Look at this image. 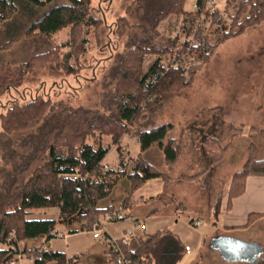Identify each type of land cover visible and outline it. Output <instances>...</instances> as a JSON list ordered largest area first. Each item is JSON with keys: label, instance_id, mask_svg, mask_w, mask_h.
I'll return each instance as SVG.
<instances>
[{"label": "trees", "instance_id": "trees-1", "mask_svg": "<svg viewBox=\"0 0 264 264\" xmlns=\"http://www.w3.org/2000/svg\"><path fill=\"white\" fill-rule=\"evenodd\" d=\"M93 1L64 0L53 5V0H0V32L2 28L9 30L15 23L20 25L23 19L20 29L0 45V50L12 48L22 37L43 39L51 44L46 51L17 66H0V96L18 91L27 73L38 67L47 66L56 73L79 78L87 67L90 28L98 43L105 33L109 53L107 58L99 59L102 63L93 67L104 68L106 61L110 62L95 108L52 101L49 95L27 98L19 92L21 99L8 100L0 111V245L5 246L0 248V264H6L19 250V243L54 237L57 221L80 222L90 228L99 216L130 208L132 193L147 180L168 181V174L148 163L142 154L157 147L171 170L181 155L180 138L171 136L173 125L164 123L133 133L134 125L172 93L188 87L221 44L259 27L264 21V0H226L223 12L213 5L206 6V0H196L197 7L192 11L184 9V0H127L123 11L108 25L100 4L93 5ZM95 7L101 13L99 17L92 14ZM41 9L44 12L40 13ZM172 15L188 19L207 17L215 41L211 42L208 33L197 27L192 38L180 46L175 42L162 44L160 25ZM64 28H68L66 40L53 44L50 35ZM116 42L120 46L118 50H115ZM186 54L195 56L199 63L186 71L173 66L174 60ZM148 55L156 56L157 61L144 74L142 64ZM166 56L174 60L164 66L161 61ZM96 134L109 136L114 145L119 144L124 134L136 137L139 153L131 161L130 172L102 164L109 147L94 148L86 142ZM248 152L241 170L233 175L229 198L242 193L246 177L264 176V159L256 158L253 143L248 145ZM73 174H78V179H72ZM119 174L127 176L130 192L120 203L100 208L98 203L110 195ZM199 175L184 178L190 180ZM50 207L59 209L58 220L26 218L30 209ZM217 214L218 202L214 205V215ZM125 217L122 213L120 219ZM11 230L14 237L8 240ZM117 242L129 264H177L184 255V246L171 231L129 235ZM21 250L34 257V264L74 261L56 251H39L24 245ZM111 258L114 261V255Z\"/></svg>", "mask_w": 264, "mask_h": 264}, {"label": "rangeland", "instance_id": "rangeland-1", "mask_svg": "<svg viewBox=\"0 0 264 264\" xmlns=\"http://www.w3.org/2000/svg\"><path fill=\"white\" fill-rule=\"evenodd\" d=\"M127 2V0H94L93 5L100 4L105 22L112 25ZM194 2L195 0H184V9L186 11L193 10ZM60 3H64V0H53L52 2L53 5ZM213 6L221 12L226 9L224 0L215 2ZM44 10L41 9L40 13ZM92 14L96 17L101 15L96 7L92 10ZM23 18L25 19V17ZM22 23L23 19L20 25L15 23L9 30L1 29L0 45L17 32ZM197 27L208 33L211 42L215 41L213 27H210L209 19L203 15L194 19L183 18L179 15L170 16L161 26L159 41L162 44L175 42L177 46H180L183 41L192 38ZM67 30L68 28H64L52 33L50 37L53 44L63 43L66 40ZM87 38V55L85 56L87 67L81 72L79 78L56 73L47 66L35 68L27 73L24 83L18 88V91H12L11 95L0 96V111L4 110L5 105L9 103L8 100L16 98L20 100L19 92L27 98L37 94L39 97L49 95L52 101H64L74 107L79 105L89 108L97 107L101 97L103 76L110 62L106 61L104 68L95 69L93 66L101 62L99 59L109 56L108 50H106L107 38L103 33L102 39L98 43L93 28L89 29ZM50 46L51 44L46 43L43 39L22 37L16 41L12 48L0 50V66H17L32 55L46 51ZM115 46V50L120 49L117 42ZM170 60H174V58L170 59L166 56L161 63L167 66ZM156 61V56H146L142 64L143 73H147ZM73 62L72 59L71 63L73 64ZM198 63L195 56L186 54L181 59L174 60L173 66L186 71L189 66ZM162 123L173 125L171 136L180 138L181 145L182 135L188 134L190 130L195 138L193 140L196 148L193 155H190V159H196L203 168L208 167L207 173L205 172L206 174L201 178L203 181L201 187L194 183L184 187L177 181L168 185V189L183 191L180 199L184 204V209L181 210L183 215H186V217L183 216L184 219L192 218V221L200 222L198 228H189L193 233H197L201 227L211 224L212 220L221 224V212L217 214L219 219L213 213L217 190L225 191L230 175L241 170L242 161L240 163V158L249 154L248 145L250 143L255 146L256 158L264 159V21L259 27L250 28L242 35L221 44L211 58L196 72L188 87L175 91L153 107L145 119L134 125L132 132L149 129ZM178 133L180 137H177ZM86 142L94 148L112 144L110 137L99 134L88 137ZM202 142L206 143L205 145L203 143L206 150H200ZM224 147L229 149L227 156H224L226 153ZM129 149L134 150V146L131 145ZM61 152L64 154L65 150L62 149ZM209 154L210 156H208ZM218 156L226 158L225 163L212 164V159ZM117 159V152L114 149L106 155V161L110 164H114ZM185 160H189V157L183 159V162ZM149 161L160 169V158L154 157ZM184 164L183 167L177 169V172L185 169L186 165ZM34 211L35 215L29 216V218L58 220L56 207L35 209ZM129 211V209H125L122 213L128 215ZM73 227L80 228L79 232L69 233ZM55 230L58 233H63L65 237L59 238L56 234V237L51 241V248L62 251L66 255H84L95 246V240L92 239L89 228L84 227L83 223L65 224L57 221ZM187 234L190 233L187 231ZM249 235L256 237L255 241L259 243L264 253V217L248 228L239 227L226 235L219 236V238L228 237L243 241V239H249ZM216 240L218 238H212L209 241V246L216 244ZM23 245L28 247L25 243H19V248L21 249ZM194 254L191 248V255L184 254L177 264H190L191 261L193 264H220L212 260L205 252H202L201 257L197 255L196 258H194ZM23 264L28 263L23 261ZM233 264H264V258L255 263L236 262Z\"/></svg>", "mask_w": 264, "mask_h": 264}, {"label": "crops", "instance_id": "crops-1", "mask_svg": "<svg viewBox=\"0 0 264 264\" xmlns=\"http://www.w3.org/2000/svg\"><path fill=\"white\" fill-rule=\"evenodd\" d=\"M217 1L220 0H216V2ZM224 1L226 2V0ZM194 4L192 5L193 10H194ZM164 22L161 23L159 28L160 30ZM177 137H180V134L177 135ZM193 137L194 136L192 132H190V130L188 134L186 133L182 135L181 137L182 152L178 161L171 170L167 169L166 164L164 162L162 151L157 147L150 148L142 154L144 159L151 165L153 164L149 160H151L154 157L160 158L161 160L160 169H158L155 165L153 166L156 169H158L160 172L167 173L169 176V180L164 181L161 178H152L147 180L144 183L145 185L143 187L141 186L132 193V204L130 208H128L130 210L128 215H125L126 217L124 219H121L114 223L107 224L104 231L102 232L103 234L102 236L94 238L92 236V232L89 230L92 239L95 240V246L89 253L84 255L71 256V255H66V253L62 251L52 249L51 241L53 238L56 237V234L62 235V237L59 238L65 237L63 233L61 232L58 233L56 230L54 231L55 233L54 237H52L49 240H44L43 238L40 237L25 241V244L28 246L27 248L37 249L39 251L51 250V251L63 253L67 258H73L74 261L71 264H115L110 254V246H109L110 240L117 241L119 239L126 238L129 235L136 236L142 234H152L158 231H171L172 234H174L179 238L183 246L184 245L191 246V248L195 253L194 258H196L197 255L201 257L202 252H205V254H207L212 258V260L220 264L247 262V261H237L232 259L230 256L226 254H222L219 251V249H217L214 245L210 247L209 241L212 238H218L216 242H219L223 238V237L219 238V236L226 235L231 230H236L239 227L248 228L252 224H255L256 221H258L260 218L264 217V176L251 175L246 177V179L244 180V188L242 193L236 197L229 198L228 190L232 183L233 175L239 171L232 173V175H230L228 179L229 184L226 190L222 191L218 189L215 196L216 199L215 203L218 202V213L221 212V217H220L221 224L216 220H212L211 224L201 227L197 233L196 232L193 233L192 230L190 229L192 228L191 222L193 219L192 218L184 219L183 217V216L186 217V215H183L184 213L182 211L184 209V204L180 199V196L183 194V191L179 189L176 190L168 189V185L173 184L174 181H177L180 185L184 187L189 186L192 183H194L195 185L198 184V186L200 187L202 186L203 181L201 180V178H203V175L207 173L206 171L208 170V167L203 168V166H200V163H198L196 159L193 158L190 159V155L192 156L196 149L193 140L195 138ZM203 143L204 145L206 144L205 142L200 143L202 147L200 148V150H206V147L203 145ZM131 145L134 146V150L132 151L129 149ZM106 147H109L107 154H109V152L113 149L116 150L118 159L114 164H110L108 161H106V155H107L106 154L104 159L102 160V164H106L111 169L114 170L119 169L120 171L125 170V172H130L132 165L131 161H133L139 153V143L136 137L133 135L124 134L120 139L119 144L116 145L110 144V146H106ZM227 150L229 151V149H226V153L224 156H227L228 154ZM208 156H210V154ZM188 157L189 160H185V162H183V159ZM247 157H248V153L246 157L240 158V163L242 161L241 163L242 166L247 160ZM215 159L216 158L212 159L211 161L212 164H216V163L222 164L225 163L226 161V158L224 157H221L219 161L214 162ZM183 164L186 165L185 169L180 170L181 172H177V169L183 167L182 166ZM194 174H200V175L190 180L184 178V176H193ZM130 189H131L130 182L127 176L125 174H119L117 177V182L115 183L110 195L107 198L101 200L98 203V206L100 208H105L111 204L120 203L130 192ZM34 210L30 209L27 211L26 218L28 220H55L48 218H44V219L29 218V216L33 217L35 215ZM58 217H59V209H58ZM102 217L103 216H99L98 218L100 219ZM73 222L75 221L69 223H73ZM141 225H144V227L141 228ZM79 229L73 227L72 230H69V233H77L79 232ZM187 231L190 233L189 235L187 234ZM249 237H250L249 239H243L242 242H247V243L251 242L259 245V243L255 241L256 240L255 236L249 235ZM4 247L5 246L0 245V248H4ZM34 260L32 262L27 261V263L34 264ZM48 264H57V263L50 262ZM190 264H193V262L191 261Z\"/></svg>", "mask_w": 264, "mask_h": 264}, {"label": "built area", "instance_id": "built-area-1", "mask_svg": "<svg viewBox=\"0 0 264 264\" xmlns=\"http://www.w3.org/2000/svg\"><path fill=\"white\" fill-rule=\"evenodd\" d=\"M216 0H206V6H212ZM196 4H194V9L196 8ZM72 179L76 180L78 179V174H73L70 176ZM86 177V176H85ZM122 217V213L120 211L115 212L114 214H106L102 218H97V220L92 224V226L89 228V230L92 232V236L94 238L102 236V232L104 231L105 227L109 223H114L119 220ZM191 226L193 228H198L200 226V222L198 220L192 221ZM144 225H141V228H143ZM14 235V231L11 230V236L8 238V240H12ZM59 237H62L61 234H58ZM19 246V244H18ZM110 246V253L114 255V263L115 264H129V261L124 257L121 248L116 240H110L109 241ZM184 253L185 254H191V247L189 245H184ZM34 260L33 256L29 253H24L20 248L19 250L13 254L6 262V264H23V261H30L32 262Z\"/></svg>", "mask_w": 264, "mask_h": 264}, {"label": "water", "instance_id": "water-1", "mask_svg": "<svg viewBox=\"0 0 264 264\" xmlns=\"http://www.w3.org/2000/svg\"><path fill=\"white\" fill-rule=\"evenodd\" d=\"M214 246L222 254L230 256L237 261L257 262L264 258L262 249L256 243H247L223 237Z\"/></svg>", "mask_w": 264, "mask_h": 264}]
</instances>
